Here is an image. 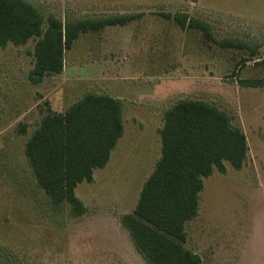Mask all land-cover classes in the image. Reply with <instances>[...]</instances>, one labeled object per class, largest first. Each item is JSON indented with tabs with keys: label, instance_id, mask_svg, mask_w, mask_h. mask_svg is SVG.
<instances>
[{
	"label": "rangeland",
	"instance_id": "obj_1",
	"mask_svg": "<svg viewBox=\"0 0 264 264\" xmlns=\"http://www.w3.org/2000/svg\"><path fill=\"white\" fill-rule=\"evenodd\" d=\"M26 1L45 20L140 18L82 33L62 74L38 86L28 81L36 40L0 48V264H147L121 218L135 210L158 161L164 110L183 99L229 114L249 148L241 170L227 164L225 174L204 178L187 246L202 264H264V88L243 84L264 79V0ZM176 15L207 24L210 35L182 29ZM86 90L127 99L126 133L93 183L77 186L87 211L76 215L38 186L25 145L49 97L61 108Z\"/></svg>",
	"mask_w": 264,
	"mask_h": 264
},
{
	"label": "trees",
	"instance_id": "obj_2",
	"mask_svg": "<svg viewBox=\"0 0 264 264\" xmlns=\"http://www.w3.org/2000/svg\"><path fill=\"white\" fill-rule=\"evenodd\" d=\"M138 18L124 14L62 22L50 15L45 20L26 0H0V48L36 40L28 81L38 85L62 74L65 53L82 33L123 27ZM174 20L182 29L198 28L210 35L203 22L186 25L187 15ZM243 84L264 88V79ZM1 96L0 87V100ZM40 114L38 128L25 146L27 163L54 206L66 203L74 214L83 215L87 209L76 196L77 186L93 183L94 171L109 163L124 131L123 104L108 94L86 93L64 113L53 112L46 102ZM163 121L162 156L135 210L121 218V225L147 264H202L201 257L186 247V226L199 214L204 178L215 171L225 174L227 164L236 170L244 167L247 138L229 114L200 100H179L164 113ZM21 129L25 133V127Z\"/></svg>",
	"mask_w": 264,
	"mask_h": 264
},
{
	"label": "crops",
	"instance_id": "obj_3",
	"mask_svg": "<svg viewBox=\"0 0 264 264\" xmlns=\"http://www.w3.org/2000/svg\"><path fill=\"white\" fill-rule=\"evenodd\" d=\"M127 26V25H126ZM61 75V74H60ZM48 78H50V77H48ZM48 78H46V79H48ZM45 79V80H46ZM45 80L42 82V83H40V84H38V85H41V84H43L44 82H45ZM38 85H34V86H38ZM0 87H1V85H0ZM1 91H2V87H1ZM87 91V90H86ZM85 91V93H83L78 99H76L74 102H72V103H70V104H63V103H61V108L59 107V108H57V106H56V104L54 103L53 104V100H52V97H49V101H47L48 103H49V105H50V107H51V109H52V111L53 112H56V113H64L71 105H73L74 103H76L77 101H79L86 93H96V94H108V95H110V96H112V97H114V98H116V99H119L121 102H122V104H123V125H124V131H123V135H122V137L119 139V141H118V143H117V146H116V148L112 151V153H111V157H110V160H109V163L107 164V166L111 163V161H112V159H113V156L115 155V153H116V151H117V149H118V147H119V144H120V142L122 141V139L124 138V136H125V133H126V124H125V111H126V106H127V103H126V100H125V98L124 97H121V96H117L116 94H114V92H100V93H98V92H95V91H93V90H89V91H87L86 92ZM2 95H3V91H2ZM50 95V94H49ZM48 95V96H49ZM47 96V97H48ZM1 99H2V96H1ZM61 102V101H60ZM64 102V101H63ZM175 105V104H174ZM173 106V105H172ZM172 106H170V107H168L166 110H164V112H163V116H164V113L168 110V109H170ZM40 121H41V119H42V115L40 114ZM40 121H39V123H40ZM39 123H38V125H39ZM38 125H37V127L33 130V132L38 128ZM163 125H164V121H162V125H161V127L158 129V134H157V136L155 137V139H157L158 141H159V157H158V161H159V159L161 158V156H162V142H161V136H160V134H159V131H160V129L163 127ZM33 132L30 134V136H29V138H28V140L30 139V137H31V135L33 134ZM27 140V141H28ZM27 143V142H26ZM26 146V145H25ZM158 161H156V164H157V162ZM229 165V164H228ZM106 166V167H107ZM105 167V168H106ZM155 167H156V165H155ZM105 168H103V169H105ZM98 170V169H97ZM154 170H155V168H154ZM154 170H153V172H154ZM228 170V169H227ZM96 171V170H95ZM152 172V173H153ZM216 172V171H215ZM214 172V173H215ZM151 173V174H152ZM213 173V174H214ZM151 176V175H150ZM200 195H201V193H200ZM200 195H199V209H200ZM198 216H199V214H198ZM197 216V217H198ZM197 218H195L194 220H196ZM194 220H192V221H194ZM188 225V224H187ZM186 231H187V233H188V230H187V226H186ZM189 241V234H188V240H187V243H186V247L188 248V242ZM189 249V248H188ZM191 250V249H190ZM194 253H196V254H198L199 256H200V253H198V249H193L192 250Z\"/></svg>",
	"mask_w": 264,
	"mask_h": 264
}]
</instances>
